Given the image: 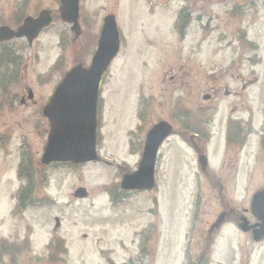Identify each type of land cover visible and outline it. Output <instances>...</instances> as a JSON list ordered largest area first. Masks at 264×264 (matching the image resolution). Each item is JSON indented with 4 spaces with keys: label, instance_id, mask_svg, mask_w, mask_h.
<instances>
[{
    "label": "rangeland",
    "instance_id": "374dc122",
    "mask_svg": "<svg viewBox=\"0 0 264 264\" xmlns=\"http://www.w3.org/2000/svg\"><path fill=\"white\" fill-rule=\"evenodd\" d=\"M13 4L0 0L3 20ZM82 5L92 23L78 41L66 42L65 73L79 63L91 65L107 15L116 16L122 35L120 55L102 86V161L31 172L25 196L30 202L19 208L18 192L28 182L17 171L25 161L27 171L39 168L47 140L39 127L45 121L36 106L9 103L0 109V133L10 132L0 143V245L5 246L0 264H198L203 252L209 256L205 264H242L245 242L232 239L237 228L214 225L228 207L244 214L264 188V0H82ZM55 40L45 37L32 51L41 55L40 64L29 68L34 75L51 65ZM61 67L43 79L47 95L60 81ZM211 89L229 95L222 92L207 102ZM162 121L173 122L178 135L160 152L155 191L121 194L123 171L136 170L142 156L141 150L130 156L129 148L143 147ZM197 131L201 152L210 151L204 172L190 142ZM79 188L89 197L74 198ZM196 197L198 220L191 232L187 220ZM121 198L119 205L112 203ZM57 218L61 225L55 231ZM149 226L155 233L151 228L140 240ZM247 252L255 264L258 253L253 257L250 242Z\"/></svg>",
    "mask_w": 264,
    "mask_h": 264
},
{
    "label": "flooded vegetation",
    "instance_id": "af4514ba",
    "mask_svg": "<svg viewBox=\"0 0 264 264\" xmlns=\"http://www.w3.org/2000/svg\"><path fill=\"white\" fill-rule=\"evenodd\" d=\"M12 1L14 2V4L10 6L9 12L7 14V19L3 20L2 10L0 8V30L6 29L8 30L7 35L13 34V38L11 40L0 43V91L3 90L4 92H8L5 95H0V109L1 111L6 110L7 108H9V103H13L10 108H13L16 104H19L21 107L36 106L37 108H39L38 111L45 121V125L39 127L43 128L39 131V133L42 135L46 134V136H48L50 127L48 119L43 114V110L49 104V100L52 94H54L61 81L65 78L66 73L63 67H61V61L63 60V58H66L65 54H69V50H66V42H70L72 45L74 41H78L81 38V35L84 34V31H86V25H91V17L90 14L83 15L84 7L81 4L79 23L81 28L83 29H81L79 36H77V34H74L71 31L70 26H68L65 22L66 15L63 13L62 0ZM26 6H28V8L32 7V10L25 11ZM28 19H32L34 21L40 20L41 23L39 25H46L47 23L49 24L41 31L36 29V26L34 25L30 29H28L27 32H24V35L22 37H17L16 34L19 33V31L24 27ZM72 35L74 36L73 40L71 39ZM45 37H47L50 41L56 39L54 44V51H50L52 56V63L47 67L45 73L42 69L38 71L36 75H34L29 71V68L31 66H34L35 64H40L41 55L40 53L35 54V51H32L41 42V39H44ZM46 41L48 42V40ZM26 51H29L28 55H26ZM79 64L81 65V63ZM58 67H61L59 72V74L61 75L60 81L54 83L51 88L50 95H47V93H45V88L49 84H47V81H44L43 79L47 78L51 73L53 74L55 69ZM211 91L213 93L212 95H206L208 97V100H206L207 102L212 101V98H219L222 92H224L226 95H229V91L227 92V90L222 91V89H211ZM168 123L172 124L173 127H175L173 122ZM202 124L204 125V121L202 122ZM175 134H178L177 130H175ZM228 134H230V140L233 142L234 134H232L231 132H229ZM1 135H4V137L0 138V143H3L10 135V132L7 130L6 132H1L0 137ZM189 136H191L192 141L190 140V142H192V147H194L193 149L199 154V156L205 155L200 150L199 132H192ZM187 137L188 136H184V138ZM193 138H196L198 142L196 143ZM231 144L233 149L235 146H233V143ZM1 147H3V145H1ZM21 164L19 165L20 167ZM55 166L57 165H54L53 167ZM40 170L43 171L42 169ZM191 207L193 211H195L196 213L198 212L199 205L197 201H195ZM228 208L229 210L225 211L220 216L217 223L214 225L215 228H217V226H220L222 228L225 222L227 224H232L234 227H237L240 225L243 215L247 218L251 226L259 223L257 218L248 213L247 210H245L243 214L237 212L234 207ZM197 218L198 217L195 216L191 217V228ZM229 231H231V229H229ZM145 233L146 232L142 234L140 240L145 239ZM152 233H155V231H153ZM150 234H148V236ZM209 235H213V228H211L207 236V240L210 242L212 240L211 236ZM232 239H239V241L244 240L245 242L244 249L242 251V264H247L246 261L248 262V264H251L250 261L252 254H249L247 252L248 242H250L252 245V253L254 252L253 257H255V251L258 253V259L257 261H254V263L264 264L263 236H256L254 230H249L247 232L238 230L236 235H233ZM146 244L147 243H145V241L141 244L144 250H146ZM211 244L212 242L207 243L206 249ZM258 250L260 251L258 252ZM245 257L247 260H245ZM208 259L209 256H206V252H203L201 258L198 260V264H205L206 262H208ZM237 264H239V261Z\"/></svg>",
    "mask_w": 264,
    "mask_h": 264
},
{
    "label": "water",
    "instance_id": "95a60500",
    "mask_svg": "<svg viewBox=\"0 0 264 264\" xmlns=\"http://www.w3.org/2000/svg\"><path fill=\"white\" fill-rule=\"evenodd\" d=\"M62 2L67 22L74 23L73 30L78 32L79 0ZM35 23L39 24L40 20ZM33 25V20H28L19 36ZM45 26L38 25L36 29L41 31ZM1 32L3 33V30ZM119 51L120 34L116 19L109 16L105 19L99 47L90 68L78 66L69 72L44 109V115L50 121V134L42 158L43 165L53 162L83 164L99 159L97 105L100 85ZM171 132L172 128L166 123H160L151 130L139 170L124 177L123 189L153 188L157 151ZM75 196L85 198L88 194L85 189H79ZM253 212L263 222L261 234L264 235V191L254 197Z\"/></svg>",
    "mask_w": 264,
    "mask_h": 264
},
{
    "label": "trees",
    "instance_id": "16d2710c",
    "mask_svg": "<svg viewBox=\"0 0 264 264\" xmlns=\"http://www.w3.org/2000/svg\"><path fill=\"white\" fill-rule=\"evenodd\" d=\"M29 185H30V184H29ZM28 191H30L29 186H27V187L25 188V190H24V196H23V199H24V200H27V201L30 202V200H29L27 197H25V196H27Z\"/></svg>",
    "mask_w": 264,
    "mask_h": 264
}]
</instances>
